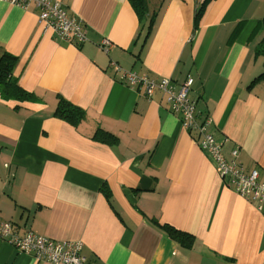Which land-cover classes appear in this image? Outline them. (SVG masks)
<instances>
[{
    "label": "crops",
    "instance_id": "obj_1",
    "mask_svg": "<svg viewBox=\"0 0 264 264\" xmlns=\"http://www.w3.org/2000/svg\"><path fill=\"white\" fill-rule=\"evenodd\" d=\"M60 1L87 26L85 43L57 37L35 5L0 0V54L17 56L14 75L41 99L0 95V220L20 235L80 240L91 264H264V207L228 186L161 90L122 79L191 75L200 120L210 116L224 155L238 148L264 182V0H212L198 27L204 0H147L143 28L129 0ZM58 96L86 118L57 117ZM98 128L117 143L94 139ZM153 219L193 234V246ZM0 264L51 263L0 237Z\"/></svg>",
    "mask_w": 264,
    "mask_h": 264
},
{
    "label": "built area",
    "instance_id": "obj_2",
    "mask_svg": "<svg viewBox=\"0 0 264 264\" xmlns=\"http://www.w3.org/2000/svg\"><path fill=\"white\" fill-rule=\"evenodd\" d=\"M27 8L35 5L39 11V20L46 24L62 40L83 44L87 41V26L80 18L71 16L60 0H4ZM111 42L105 40L102 47L107 50ZM126 83L144 88L146 95L151 96L155 90H161L170 103L171 112L180 114L186 130L193 134L196 143L214 160L218 171L227 184L237 194L255 202L259 209L264 207V182L260 181L257 169L247 173L239 160V149L234 148L227 158L223 145L210 131L212 118L200 120L196 102L189 93L194 78L189 75L182 83L175 84L169 77L154 79L148 74L127 71L122 76ZM0 237L10 242L19 251L32 253L37 260L51 264H91L83 253L84 243L80 240H56L45 235L29 231L20 235L11 221L0 220Z\"/></svg>",
    "mask_w": 264,
    "mask_h": 264
},
{
    "label": "trees",
    "instance_id": "obj_3",
    "mask_svg": "<svg viewBox=\"0 0 264 264\" xmlns=\"http://www.w3.org/2000/svg\"><path fill=\"white\" fill-rule=\"evenodd\" d=\"M132 4L134 10L136 11L140 22L143 26L146 24L147 15L149 13L147 0H129ZM212 0H204L199 6L196 16H195V27H198L201 21V18L208 6L209 2ZM156 15H153L150 18V22L148 25V31L150 32L155 23ZM241 23L235 28L234 33L232 35L231 40L237 35L240 30ZM260 26L264 30V17L260 22ZM256 56L264 57V36L261 41L257 44L255 48ZM18 58L17 56L9 53L8 51H1L0 54V95L5 100H15V101H33L39 102L41 99L33 92H30L24 89L20 83L19 79L14 75V67L16 65ZM258 77H264V72L261 73ZM258 79V78H256ZM55 115L62 120L67 121L68 123L77 126L82 120H84L87 116L86 111L73 104L69 100L65 99L62 96H58V104L55 109ZM93 138L97 141L115 144L118 141V137L102 128H98L93 135ZM106 196H110L108 190H106ZM153 221L159 225L163 230L167 232V234L174 239L176 242L181 244L185 248H190L193 246L195 238L194 235L181 230L171 224L165 223L160 224L157 219H153Z\"/></svg>",
    "mask_w": 264,
    "mask_h": 264
},
{
    "label": "rangeland",
    "instance_id": "obj_4",
    "mask_svg": "<svg viewBox=\"0 0 264 264\" xmlns=\"http://www.w3.org/2000/svg\"><path fill=\"white\" fill-rule=\"evenodd\" d=\"M263 57V56H262ZM264 58V57H263Z\"/></svg>",
    "mask_w": 264,
    "mask_h": 264
}]
</instances>
